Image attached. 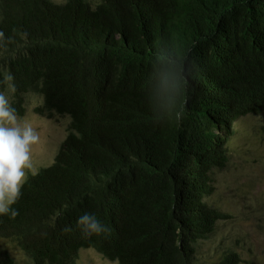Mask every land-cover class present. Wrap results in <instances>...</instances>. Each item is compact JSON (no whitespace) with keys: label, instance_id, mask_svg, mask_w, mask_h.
I'll return each mask as SVG.
<instances>
[{"label":"trees","instance_id":"1","mask_svg":"<svg viewBox=\"0 0 264 264\" xmlns=\"http://www.w3.org/2000/svg\"><path fill=\"white\" fill-rule=\"evenodd\" d=\"M0 31V92L11 74L17 116L34 93L36 113L70 119L18 214L0 216V240L29 264L105 258V232L78 225L87 213L105 227V0H0ZM262 112L264 0H106V259L194 264L229 218L204 201L211 174L226 167L234 124ZM0 264L16 263L1 250Z\"/></svg>","mask_w":264,"mask_h":264},{"label":"rangeland","instance_id":"2","mask_svg":"<svg viewBox=\"0 0 264 264\" xmlns=\"http://www.w3.org/2000/svg\"><path fill=\"white\" fill-rule=\"evenodd\" d=\"M62 4L65 0H52ZM94 3V0H89ZM12 103L8 87L2 91ZM43 98L26 93L23 97L22 122L30 123L40 133L32 146V160L37 171L50 166L69 131L66 115L51 117L36 113ZM222 135V132L219 133ZM228 162L211 174L214 192L204 201L208 207L229 218L218 221L206 240L195 248L194 264H220L229 253L236 254L237 264H264V112L240 118L227 142ZM16 264H29V257L9 240H0ZM73 264H105V258L93 249L80 250ZM106 264H117L106 259Z\"/></svg>","mask_w":264,"mask_h":264},{"label":"clouds","instance_id":"3","mask_svg":"<svg viewBox=\"0 0 264 264\" xmlns=\"http://www.w3.org/2000/svg\"><path fill=\"white\" fill-rule=\"evenodd\" d=\"M4 44V33L0 31V47ZM4 81L9 92L14 93L16 89L12 83L13 76L6 75ZM181 115L178 114L177 119ZM39 140L40 133L37 129L30 123L22 122L8 96L0 92V216L9 215L14 218L18 214L12 205L20 199L21 189L28 181L29 174H38L32 160V146ZM78 225L86 236L107 230L94 215L87 213L79 218Z\"/></svg>","mask_w":264,"mask_h":264}]
</instances>
